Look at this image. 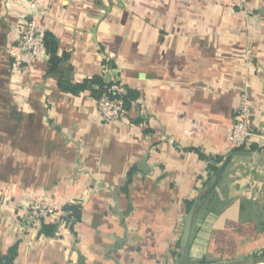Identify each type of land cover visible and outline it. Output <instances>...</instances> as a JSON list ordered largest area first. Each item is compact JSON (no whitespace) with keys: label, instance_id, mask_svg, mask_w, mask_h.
Listing matches in <instances>:
<instances>
[{"label":"crops","instance_id":"0c3cea01","mask_svg":"<svg viewBox=\"0 0 264 264\" xmlns=\"http://www.w3.org/2000/svg\"><path fill=\"white\" fill-rule=\"evenodd\" d=\"M32 17L69 55L56 73L46 49H19ZM96 75L140 93L126 119L106 124L89 91L58 86ZM245 94L256 149L216 183ZM37 200L55 214L33 219ZM190 201L192 264H264V0H0V257L180 264Z\"/></svg>","mask_w":264,"mask_h":264},{"label":"built area","instance_id":"2783aa9c","mask_svg":"<svg viewBox=\"0 0 264 264\" xmlns=\"http://www.w3.org/2000/svg\"><path fill=\"white\" fill-rule=\"evenodd\" d=\"M228 2L234 7L244 8L246 0H222ZM33 6H37V2L33 3ZM43 11H39V14ZM19 49L38 57L45 50L44 35L41 32L40 24L36 17L30 18L26 21L20 36H19ZM115 89L117 87H114ZM122 93L123 89H119ZM97 107L99 117L102 122L110 124L116 121H122L126 119L128 110L123 106L121 99H111L107 96L101 97L97 100ZM251 122V104L248 96L242 95L238 107L234 113V123L229 131L228 143L229 153L239 150L243 147H248L252 137L250 128ZM56 212V207L53 204L46 202L45 200H37L30 206L29 214L35 220H44Z\"/></svg>","mask_w":264,"mask_h":264},{"label":"trees","instance_id":"16d2710c","mask_svg":"<svg viewBox=\"0 0 264 264\" xmlns=\"http://www.w3.org/2000/svg\"><path fill=\"white\" fill-rule=\"evenodd\" d=\"M44 43L45 49L47 50L50 56V72L56 73L59 71L60 66L69 59V55L64 53L62 55L59 54V43L57 37L52 32H47L44 35ZM113 67L110 61L105 63V68ZM58 86L61 90L72 93V94H80L85 91H89L93 97L99 100L103 96H107L111 99H121L123 101V106L126 110L129 111L134 101H137L140 97V93L137 90L120 86L118 81H112L108 79L105 75H96L91 79L76 83L71 79L60 76L58 79ZM114 87H117L116 89ZM119 89H123V92L120 93ZM255 146L251 147H243L239 150H255ZM223 161V157H217L215 165H209L212 173H216L218 170V164ZM194 202H188V210H190L193 206ZM64 210L68 213V220L70 221H79L82 217V209L78 205L68 204L64 207ZM57 230L56 224H43L42 225V233L46 236H52L55 234ZM17 256V246L12 247L8 253L2 257H0V264H15V259Z\"/></svg>","mask_w":264,"mask_h":264},{"label":"water","instance_id":"95a60500","mask_svg":"<svg viewBox=\"0 0 264 264\" xmlns=\"http://www.w3.org/2000/svg\"><path fill=\"white\" fill-rule=\"evenodd\" d=\"M251 155H252V152L248 150H236V151L230 152L216 172V175H215L216 183L221 181L224 174L226 173L227 168L229 167V165L232 163V161L235 158L248 157ZM197 203L198 201L193 204L186 218L183 234H182L181 241H180L181 242L180 264H192L188 256V243H189V238H190L193 216L196 210Z\"/></svg>","mask_w":264,"mask_h":264}]
</instances>
